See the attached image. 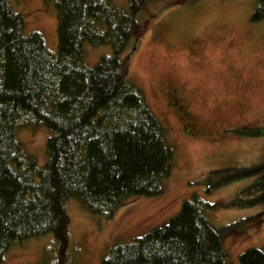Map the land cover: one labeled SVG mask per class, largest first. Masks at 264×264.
Segmentation results:
<instances>
[{
    "label": "trees",
    "instance_id": "1",
    "mask_svg": "<svg viewBox=\"0 0 264 264\" xmlns=\"http://www.w3.org/2000/svg\"><path fill=\"white\" fill-rule=\"evenodd\" d=\"M42 1L56 9L55 52L41 33L26 32L10 0H0V263L12 248L52 235L47 250L55 251L44 262L71 264L67 200L109 219L132 198L160 195L175 158L128 60L141 33L137 14L186 0ZM251 19H264V0H254ZM86 44L110 52L88 66ZM25 126L47 131L42 165L16 137ZM257 187L263 194L264 177ZM216 207L192 194L167 223L113 245L101 264H227L224 230L210 217ZM238 259L264 264V252L246 249Z\"/></svg>",
    "mask_w": 264,
    "mask_h": 264
},
{
    "label": "rangeland",
    "instance_id": "2",
    "mask_svg": "<svg viewBox=\"0 0 264 264\" xmlns=\"http://www.w3.org/2000/svg\"><path fill=\"white\" fill-rule=\"evenodd\" d=\"M10 2L24 16L26 32L41 33L55 52L53 4ZM253 10L254 0H186L137 14L141 33L129 53L128 74L166 129L173 170L160 195L132 198L109 219L69 198L67 263L101 264L113 245L167 223L192 194L217 205L210 217L224 230L227 264H239L246 249L264 252V199L245 205L264 197L257 187L264 177V136L254 135L264 132V19L252 21ZM109 52L86 44L84 62L93 66ZM16 137L38 165L45 162L42 126L22 127ZM53 243L52 235L27 241L0 264H46Z\"/></svg>",
    "mask_w": 264,
    "mask_h": 264
},
{
    "label": "flooded vegetation",
    "instance_id": "3",
    "mask_svg": "<svg viewBox=\"0 0 264 264\" xmlns=\"http://www.w3.org/2000/svg\"><path fill=\"white\" fill-rule=\"evenodd\" d=\"M192 128L194 127V126H191Z\"/></svg>",
    "mask_w": 264,
    "mask_h": 264
}]
</instances>
